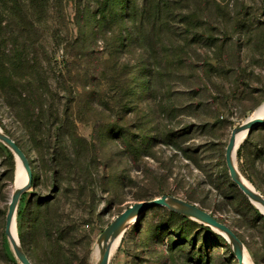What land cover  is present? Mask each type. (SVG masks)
Segmentation results:
<instances>
[{"label":"rangeland","instance_id":"374dc122","mask_svg":"<svg viewBox=\"0 0 264 264\" xmlns=\"http://www.w3.org/2000/svg\"><path fill=\"white\" fill-rule=\"evenodd\" d=\"M78 1L48 0L37 30L0 28V127L32 170L16 218L31 262L97 264L116 215L170 195L264 264V220L225 161L232 130L264 102V0H131L135 21L120 26L101 21L100 0ZM244 141L237 168L264 196V124ZM16 170L0 141V264H20L4 231ZM203 225L157 205L127 225L109 264H237Z\"/></svg>","mask_w":264,"mask_h":264},{"label":"water","instance_id":"95a60500","mask_svg":"<svg viewBox=\"0 0 264 264\" xmlns=\"http://www.w3.org/2000/svg\"><path fill=\"white\" fill-rule=\"evenodd\" d=\"M262 124H264V115L258 117L252 115V116H247L240 123L239 126L235 127L232 130L230 138L226 145L225 161L228 167V172L231 180L246 195V197L249 199V201L252 204L253 202H256L264 207V196L259 191L249 187L245 182H243V180L239 175V172L237 171V168L235 167L233 160V150L236 142V134L240 131L247 130V135H248L252 129ZM0 141L3 142L12 151V153L16 156V159L19 158L27 173L26 183L22 187L13 190L11 194L8 210L5 217L4 231L20 264H33L21 247L17 232V225H16L17 206L19 203V199L21 197V194L30 187L32 182L31 166L26 153L15 142V140L12 139L2 129H0ZM157 205L166 206L168 209L175 211L183 216L189 217L193 220H197L201 224L210 226L214 229L216 228L224 232L227 237H225L224 235L223 236L230 243L237 263L245 264L244 262L245 246L241 241V239L228 225L220 222L218 219H216L215 216L210 214L208 211L202 209L201 207L197 206L196 204L183 200L179 197L170 196V195H162L151 200H142L135 202L129 205L123 211H121L118 215H116L115 218L103 230V232L100 234L99 238L97 239V242L102 240L104 244L102 255L97 264H109V256H110V250L112 244L115 241L121 229L123 227L126 229L127 225H129L127 223L131 217L138 215V218H140V216L145 211ZM259 211L264 215V213L261 210Z\"/></svg>","mask_w":264,"mask_h":264},{"label":"trees","instance_id":"16d2710c","mask_svg":"<svg viewBox=\"0 0 264 264\" xmlns=\"http://www.w3.org/2000/svg\"><path fill=\"white\" fill-rule=\"evenodd\" d=\"M47 1L48 0H0V28L1 27L3 28V26L4 28L10 27V24H13L18 27V30L27 29L30 32L34 31L35 29L37 30L38 28H37L36 22L38 20L35 19L33 16L36 14H42L43 12L45 13ZM74 1L79 2L78 0H74ZM100 8H102V11H101L102 20L101 21H104L106 12L108 15H110V20L108 21V23L115 24L116 26H120L121 23L127 17L135 21V15L133 12L134 8L131 5V0H100ZM8 18H9V21H8ZM3 39L5 41L7 37L6 38L5 36H3V38L0 37V44H1V41H3ZM23 61L28 64L32 62V59H27V56H26ZM32 68L33 66H30V65L28 66L29 71H31ZM36 95L34 96V98H36ZM254 129L251 130L247 138L252 134ZM251 207L253 208L252 214L254 216L261 217L264 220V215H262L252 205ZM20 215L21 213L19 210L17 212L16 218H18V216ZM50 264H54V263L50 262Z\"/></svg>","mask_w":264,"mask_h":264},{"label":"bare ground","instance_id":"6f19581e","mask_svg":"<svg viewBox=\"0 0 264 264\" xmlns=\"http://www.w3.org/2000/svg\"><path fill=\"white\" fill-rule=\"evenodd\" d=\"M252 115L256 116V117L264 115V102H262L259 106H257L251 112V114L249 116H252ZM0 129H1V127H0ZM247 136H248L247 130L240 131L236 134V142H235V147L233 150V160H234V164H235L236 168H237V165L235 162L236 151H237L238 147L240 146V144L246 139ZM237 171L239 172L238 168H237ZM16 172H17V174H16V179H15V184H14V190L22 187L27 181V173H26L21 161L19 160V158H17V170H16ZM239 175H240L241 179L243 180V182H245L249 187L256 190V188L253 186V184H251L245 177H243L240 172H239ZM253 203L257 206V208H259V210H261L264 213V207L261 204L256 203V202H253ZM138 219H139L138 215H135L129 219L127 224L137 223ZM195 221H197V220H195ZM197 222H199V221H197ZM16 225H17V222H16ZM124 231H125V228L123 227L121 229V231L119 232L118 236L116 237L115 241L113 242L111 250H110L109 260L111 259L112 255L115 253V250L117 249L119 242L122 239ZM218 231L221 234H223L225 237H227L224 232H222L220 230H218ZM103 249H104V244L101 240V241H99V243H97V246L95 247L94 253H93V256L95 257L97 263H98L101 255H102ZM244 262H245V264H251L252 263L250 256L247 253V251L245 250V248H244Z\"/></svg>","mask_w":264,"mask_h":264}]
</instances>
